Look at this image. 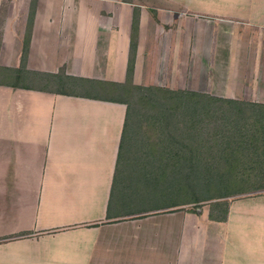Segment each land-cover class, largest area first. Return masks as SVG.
Returning a JSON list of instances; mask_svg holds the SVG:
<instances>
[{"label":"crops","instance_id":"0c3cea01","mask_svg":"<svg viewBox=\"0 0 264 264\" xmlns=\"http://www.w3.org/2000/svg\"><path fill=\"white\" fill-rule=\"evenodd\" d=\"M261 10L264 0H0V264H264V195L130 200V174L148 164L122 163L129 103L118 98L245 76L264 86V22L248 21Z\"/></svg>","mask_w":264,"mask_h":264},{"label":"rangeland","instance_id":"374dc122","mask_svg":"<svg viewBox=\"0 0 264 264\" xmlns=\"http://www.w3.org/2000/svg\"><path fill=\"white\" fill-rule=\"evenodd\" d=\"M253 14L243 12V20ZM248 21L264 22V10ZM259 70L254 77L264 79V63ZM244 79L241 84L219 82L210 89L202 81L199 92L134 89L118 93L131 109L122 163L148 164L146 170L130 174L135 190L130 200L159 207L264 195V86L248 87ZM130 87L128 82L122 88ZM210 92L234 94L238 100L220 102L225 99Z\"/></svg>","mask_w":264,"mask_h":264},{"label":"trees","instance_id":"16d2710c","mask_svg":"<svg viewBox=\"0 0 264 264\" xmlns=\"http://www.w3.org/2000/svg\"><path fill=\"white\" fill-rule=\"evenodd\" d=\"M160 91H165V90H160ZM182 95H193V96H195L196 98L197 97H199V96H201L200 94H196V93H188V92H182L181 93ZM202 96H204V95H202ZM207 98H210V97H208V96H206ZM198 99H200V98H198ZM217 101H220V102H226V103H235V102H233L232 100H228V99H225L224 101H222L221 99L220 100H217ZM130 112H131V109H130V106H129V108H128V117L130 116Z\"/></svg>","mask_w":264,"mask_h":264}]
</instances>
